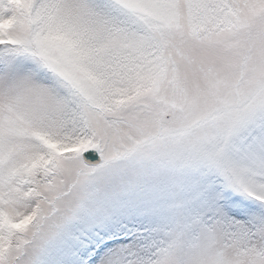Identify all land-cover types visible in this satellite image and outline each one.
I'll return each instance as SVG.
<instances>
[{
	"label": "snow or ice",
	"instance_id": "obj_1",
	"mask_svg": "<svg viewBox=\"0 0 264 264\" xmlns=\"http://www.w3.org/2000/svg\"><path fill=\"white\" fill-rule=\"evenodd\" d=\"M0 264H264V0H0Z\"/></svg>",
	"mask_w": 264,
	"mask_h": 264
}]
</instances>
